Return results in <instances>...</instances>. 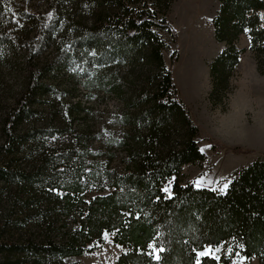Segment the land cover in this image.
<instances>
[{
	"label": "trees",
	"instance_id": "1",
	"mask_svg": "<svg viewBox=\"0 0 264 264\" xmlns=\"http://www.w3.org/2000/svg\"><path fill=\"white\" fill-rule=\"evenodd\" d=\"M173 1L51 0L44 15L0 0V94L6 70L17 77L13 104L0 105V264H81L77 257L99 247L107 231L123 246L114 264H231L252 256L264 264V159L238 168L223 191L179 179L183 164L205 154L164 56L176 41ZM218 1L214 37L224 46L209 67L215 102L230 92L240 35L264 60V0ZM49 46L62 58L41 59ZM171 53L176 59L177 50ZM74 63L88 89L109 91L125 105L119 122L126 129L108 139V147L124 146L119 167L87 170L83 140L52 154L48 131L30 122L40 117L44 95H62L55 72ZM69 105L61 102L63 116L81 109ZM91 176L107 183L88 196Z\"/></svg>",
	"mask_w": 264,
	"mask_h": 264
},
{
	"label": "rangeland",
	"instance_id": "2",
	"mask_svg": "<svg viewBox=\"0 0 264 264\" xmlns=\"http://www.w3.org/2000/svg\"><path fill=\"white\" fill-rule=\"evenodd\" d=\"M8 1L15 11L28 7L29 11L35 8L44 15L52 11L50 5H53V0ZM218 7V0H174L168 18L176 31V41L165 50L164 56L179 95L199 127V147L205 154L202 162L183 164L179 179L223 191L238 168L256 158L264 159V60L262 63L257 61L249 48V38L245 34L240 35L237 45L242 52L230 77V92L221 101L210 99V62L224 46L214 37L213 16ZM260 16L264 23V9L260 11ZM27 25L31 28L34 24L30 22ZM174 49L177 50L176 59L171 53ZM67 52L73 58L74 51ZM64 53L55 54L54 47L49 46L42 51L40 58L53 61L59 56L61 59ZM67 63L71 64L70 61ZM68 67L71 68L57 71L58 75L55 72L56 79L53 81L57 90H63L62 95H44V105L38 104L43 111L37 114L43 117H34L31 124L44 126V130L48 131L44 133V142L56 156L72 147L79 148L83 140L88 144L89 153L81 161L87 170L95 165L119 167L125 157L124 146L115 143L108 147V139L111 135L119 137L124 133L126 127L119 122V116L125 105L109 91L88 89L85 77L79 75L78 64ZM6 72L4 85L7 91L0 94V105L4 106L13 104V95L17 90V77L9 69ZM61 102L66 106H81V109L73 107L68 117L63 116ZM2 136L0 131V142L4 140ZM25 155L22 152L18 155L23 164L28 162ZM77 160L75 158L73 163L80 162ZM101 179L103 182L100 184L95 177L88 179L92 186L88 196L99 192V187L107 183ZM164 188L170 192V183ZM109 189L107 187L106 190ZM74 217L70 216L67 221L72 224ZM61 222L64 221L59 224ZM122 249V245L114 242L113 231H107L99 247L77 258L81 264H114ZM231 264H259V260L256 256L237 257Z\"/></svg>",
	"mask_w": 264,
	"mask_h": 264
},
{
	"label": "snow or ice",
	"instance_id": "3",
	"mask_svg": "<svg viewBox=\"0 0 264 264\" xmlns=\"http://www.w3.org/2000/svg\"><path fill=\"white\" fill-rule=\"evenodd\" d=\"M204 253H202V255H203ZM158 258V257H157Z\"/></svg>",
	"mask_w": 264,
	"mask_h": 264
}]
</instances>
